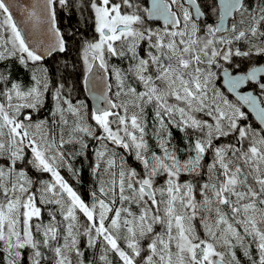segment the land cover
I'll use <instances>...</instances> for the list:
<instances>
[{
    "label": "snow or ice",
    "instance_id": "obj_1",
    "mask_svg": "<svg viewBox=\"0 0 264 264\" xmlns=\"http://www.w3.org/2000/svg\"><path fill=\"white\" fill-rule=\"evenodd\" d=\"M0 264H264V0H0Z\"/></svg>",
    "mask_w": 264,
    "mask_h": 264
},
{
    "label": "trees",
    "instance_id": "obj_2",
    "mask_svg": "<svg viewBox=\"0 0 264 264\" xmlns=\"http://www.w3.org/2000/svg\"><path fill=\"white\" fill-rule=\"evenodd\" d=\"M57 19H58V22H59L62 30L65 31V32L70 30V25L72 27L75 26L76 17L73 16L71 19H69L65 12L58 11ZM75 43H76L75 41L72 42L73 49L75 48ZM65 55H67V53H65V54H56V53H54L52 56L46 58L45 63L49 66L50 69H54L57 66L58 63L62 64L64 62L63 61V57ZM71 55H72V57H75L76 56V52L73 51L71 53ZM15 74L17 76H19L21 79L25 80V81L28 80V74L24 70L20 69L19 67H17ZM78 95H79L80 99H82V100L86 99L87 103L89 104V101H88L87 95L85 93V90H82L81 92H79ZM46 114H47L46 113V109L40 113L41 116L46 115ZM250 120H253V118L251 116H250ZM176 135H177V139H179V133H177ZM77 167H80L79 163H77ZM64 174L66 175V178H68L70 180V182L75 183L74 181H71V177H70L69 174H67L66 172ZM89 183H90V177L88 175L87 168L85 166V169H84V172H83V183L80 184V185H76V187L79 188L81 194L86 196L87 195V191H88Z\"/></svg>",
    "mask_w": 264,
    "mask_h": 264
},
{
    "label": "water",
    "instance_id": "obj_3",
    "mask_svg": "<svg viewBox=\"0 0 264 264\" xmlns=\"http://www.w3.org/2000/svg\"><path fill=\"white\" fill-rule=\"evenodd\" d=\"M85 93L87 95L88 101L90 102L91 106H93L94 102L91 100V98L88 96L87 91L85 90ZM253 119H255L254 117H252Z\"/></svg>",
    "mask_w": 264,
    "mask_h": 264
},
{
    "label": "flooded vegetation",
    "instance_id": "obj_4",
    "mask_svg": "<svg viewBox=\"0 0 264 264\" xmlns=\"http://www.w3.org/2000/svg\"><path fill=\"white\" fill-rule=\"evenodd\" d=\"M89 105H90V107H91V104H90V102H89ZM254 120V119H253Z\"/></svg>",
    "mask_w": 264,
    "mask_h": 264
}]
</instances>
